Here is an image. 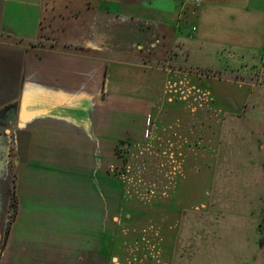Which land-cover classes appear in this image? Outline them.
I'll return each instance as SVG.
<instances>
[{
  "label": "rangeland",
  "instance_id": "obj_1",
  "mask_svg": "<svg viewBox=\"0 0 264 264\" xmlns=\"http://www.w3.org/2000/svg\"><path fill=\"white\" fill-rule=\"evenodd\" d=\"M216 38L187 65L162 42L166 51L146 66L175 78L163 79L162 100L145 103L141 129L115 127L114 148L97 152V166L51 177L65 193L62 230L43 208L22 205L17 215L15 187L30 178L17 177L19 152L1 127L0 201L12 189L16 197L15 214L0 204L1 264H264V87L255 86L264 84L263 55ZM45 179L39 191L50 188Z\"/></svg>",
  "mask_w": 264,
  "mask_h": 264
},
{
  "label": "crops",
  "instance_id": "obj_2",
  "mask_svg": "<svg viewBox=\"0 0 264 264\" xmlns=\"http://www.w3.org/2000/svg\"><path fill=\"white\" fill-rule=\"evenodd\" d=\"M216 37L230 49L255 48L264 66V0H201L197 8L190 0H0V116L10 117L0 119V132L9 126L17 177L30 178L28 188L19 179L15 187L17 215L22 205L26 213L43 208L45 219L54 217L50 228L64 229L65 193L51 177L95 165L99 150L114 148L115 127L141 129L145 103L162 100L163 79L175 78L146 66L166 51L162 42L171 60L187 65L191 51L220 44ZM238 64L199 65L222 74Z\"/></svg>",
  "mask_w": 264,
  "mask_h": 264
},
{
  "label": "trees",
  "instance_id": "obj_3",
  "mask_svg": "<svg viewBox=\"0 0 264 264\" xmlns=\"http://www.w3.org/2000/svg\"><path fill=\"white\" fill-rule=\"evenodd\" d=\"M13 187H14V186H13ZM9 206L12 208V210H13V214H15V208H16V197H15V194H14V192H13V189H12V193H11V196H10Z\"/></svg>",
  "mask_w": 264,
  "mask_h": 264
},
{
  "label": "built area",
  "instance_id": "obj_4",
  "mask_svg": "<svg viewBox=\"0 0 264 264\" xmlns=\"http://www.w3.org/2000/svg\"><path fill=\"white\" fill-rule=\"evenodd\" d=\"M190 1L192 3L193 7H195V8H197L201 3V0H190Z\"/></svg>",
  "mask_w": 264,
  "mask_h": 264
}]
</instances>
